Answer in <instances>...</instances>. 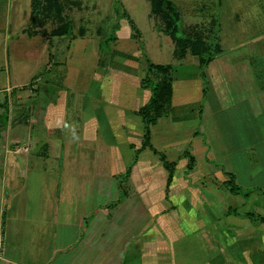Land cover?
Returning <instances> with one entry per match:
<instances>
[{"label": "crops", "instance_id": "crops-1", "mask_svg": "<svg viewBox=\"0 0 264 264\" xmlns=\"http://www.w3.org/2000/svg\"><path fill=\"white\" fill-rule=\"evenodd\" d=\"M171 1L181 20L180 10ZM252 1L256 4V15L248 26L256 35L257 28H262L255 47L258 57L264 58V49L259 45V38L264 37V0ZM96 2L91 9L98 6ZM148 6L147 17L158 19L160 30L169 37L163 30L161 19L152 13L150 0ZM87 9H81L75 0H0V264H109L106 259L110 249L105 246L103 238L104 225L112 213L106 209V199L110 198L104 195V186L107 180L119 175L128 183L126 197L138 196L148 215L137 231L134 222H116L117 239L110 247L122 251L119 264H264V148L259 150L264 135L258 126L264 124V84L256 86L254 104L243 100L247 112L245 126L249 123L245 133L248 138L257 136L255 143L245 142L243 145L242 160L249 163V168H244V175L247 180H259L249 185L237 181L245 185L239 193H231L229 187L225 189L220 185L228 195L225 196L226 204L218 212L217 187L213 185L210 187L215 189L204 190L200 182L203 174L192 169L193 154H187V159L180 158L181 164L185 165L182 175L175 173L177 161H167L164 153L160 155L163 159L158 156L160 164L139 157V151L146 147L137 151L143 133L138 110L148 100L150 90L141 86L143 75H137L136 63L131 61L128 65L121 61L133 59L132 54L120 58L124 52L111 50L106 55V64L99 63L100 38L104 29L97 25L95 36L99 39L89 43H94L98 72L83 98L81 111L84 118L80 135L93 142L99 136L104 144L109 145L107 173L104 148H97L90 154L97 155L96 159L87 158L85 149H80L76 156L71 149H66L65 160L59 166L50 162L35 164L34 161L42 157L56 161L58 154H62V148H59L62 142L39 126L43 124L49 129L63 126L67 93L59 90L56 101L49 100L44 107L37 102L31 111L25 101L29 94L26 92H34L40 81L53 80L49 75L51 71L57 72L60 64H67L72 40L77 35L85 36L86 25L80 12ZM234 13L236 25L229 26L227 35L233 34V28H237L242 19L239 10ZM126 21L127 24L122 26L117 23L111 37L114 41L122 35L132 38L128 19ZM211 21L181 26L179 34L190 36L194 43L201 37L217 44L219 52L215 53V58L223 52V47L215 28L216 19ZM75 24L78 26L76 30ZM136 27L140 38L141 31ZM174 49L173 44V57L187 60L190 57L191 62L187 65L191 64L193 68V72H186L182 69L185 66L179 65L180 68H176L180 70L178 73L187 80L199 78L198 56L187 53L178 58L174 56ZM248 56L250 64L252 57L258 59L256 55ZM263 70L262 65L258 67V74ZM44 73L49 76L44 77ZM175 79L172 74L169 109L165 115L157 117L150 128L162 117L174 114L180 120L188 107L192 110L201 105L202 83L194 88L182 83L184 86L177 90ZM126 116L138 118L142 128H130L124 120ZM26 125L29 129L37 126V133H26ZM41 138L45 139V148L30 150ZM254 146V158L258 160L256 169L249 161L254 163L253 154L249 153ZM30 155L33 159L29 158ZM55 167L61 170V184L58 189H53V193L43 198L40 181L37 188L31 185L35 191L27 189L26 171L32 172L30 177L42 178ZM228 169L237 177V169ZM214 176H218L224 185L229 178L222 173Z\"/></svg>", "mask_w": 264, "mask_h": 264}, {"label": "rangeland", "instance_id": "rangeland-1", "mask_svg": "<svg viewBox=\"0 0 264 264\" xmlns=\"http://www.w3.org/2000/svg\"><path fill=\"white\" fill-rule=\"evenodd\" d=\"M75 1L80 5L81 9L88 7L87 11L82 10L80 12L83 17L82 22L86 25V28L84 27L86 29L85 36L80 37V35H77L72 40L66 60L67 64L58 65L60 67L57 68L58 71L53 70L54 72L51 71V74H49L53 77V80L48 82L40 81L37 83V88L34 92H26L29 94L25 101L27 107H31V111L37 102L44 107L49 100L56 101L59 90H65L67 93V106L63 126L52 129L45 128L43 124L39 126L46 134L51 133L57 137L58 142H62L61 146H59V148H62V154H58L56 161L54 159H43L42 157L34 161L35 164H48L50 162L59 166L65 160L66 149H71L75 156L80 153V149H85L87 151H83L87 153V158L96 159L97 155L90 154H93V150H97V148H104L105 173H107L109 145L104 144L99 136L98 140L93 142L86 140L80 135L82 119L84 118V116L82 117L84 112L82 113L81 111L84 105L83 98L86 97L85 93L90 88L89 83L93 80L95 73L98 72L95 65L97 57L93 51L94 43L92 45L89 42L99 39V37L95 36L96 26L99 25L104 29V34L100 38L101 52L98 55L101 60L99 63L106 64V55H109L111 50H117V52H124L120 58H127L125 56L128 54L135 56L133 59L127 58L121 61L128 65H130L131 61L136 63V71L139 76H145L148 73L150 78H161L160 74L147 72V61L156 64H171L174 69L173 72L171 71V75L173 74L176 77L174 85L177 90L180 86H184L181 85L182 83H188L191 88H194V85L201 82L202 87H205L199 107L192 110H190L192 107H188L185 110L186 115L180 120L176 115L172 114L158 119L157 124L153 127L151 126L152 137L150 146L139 151V157L159 162L160 164L158 156L161 159L163 155H160L164 153L167 161H177L178 167L175 168V173L176 175H182L185 172V165L181 164L180 158L186 157L187 159V154H193L192 169L200 170V173L203 174L200 182L204 190L215 189V187H210L213 185L217 187L218 196H216L218 200L216 201H218V212L226 204L225 196L226 194L228 195V191L225 190V187L230 185L227 182L225 185L221 184L220 178H217L218 176H214V174L220 175L222 173L228 177L230 176L229 174H232L234 183L237 186L239 185L241 191H243L242 187L245 185L243 186L237 181L247 185L249 183H257L259 178H254V180L245 178L244 168L248 167L249 163L245 164L242 160L244 143L250 144L257 141L256 135L248 138L247 133H245L249 129V123L245 126L244 120H246L247 112L243 100H248L251 105L254 104V95L257 93L255 90L256 86L264 84V70L262 74H258V67L261 65L264 67V58L262 56L258 57L256 53L257 36L263 30L262 28L259 30L257 28L256 35L252 27L248 26L251 20L254 21L255 19V2L252 0H219L215 3L212 2L213 0H173L181 13L179 33L181 26L193 23L207 24L211 19L215 18V28H217V35L223 47V52L218 54L203 69V76L199 74L200 70L198 68L199 78L194 79L192 77L187 80L186 76L182 77L178 73L180 70H176V68L178 69L180 68L179 65H182L185 66L182 68L184 71L193 72L191 64L187 65L191 62V59H189L190 57L188 60L173 57V44L169 37L160 30L159 20L147 17L148 0ZM95 2L98 6L95 9H91ZM236 10L240 11L242 19L238 21L237 28H233V34L227 35L225 33L229 32V26L236 25V22H233ZM74 13L76 12L74 11ZM128 18L135 21L141 31V37L129 38L122 35L118 40L114 41L111 37L115 33L116 27H118L116 26L117 23H120L121 26L127 24L126 20ZM76 27H78L77 24H75L74 30L77 29ZM239 29L241 30L238 33ZM259 40L261 42L259 45L264 49V37L261 36ZM86 42H88V45H86ZM141 46L142 50L140 49ZM141 51H143V54ZM254 53L258 59L252 57V64H250L251 58L248 55L252 54V56H255ZM44 74L46 78L49 76L48 73ZM211 99L212 102L210 103L209 100ZM254 110L256 111V108ZM191 112L192 114H190ZM28 113L26 111V114ZM124 120L127 121L130 128H142V122L138 118L126 116ZM260 125L258 124L264 135V124L261 123ZM25 129L26 133H37L38 131L37 126L29 129L28 125H26ZM45 146V139L41 138L40 141L34 142L30 150L34 148L42 150ZM260 148H264V138L262 147L259 146V150ZM254 149L255 146L252 151L251 149L249 150V153L253 154L254 163L251 160L249 161L250 166L256 169L258 160L254 158V156L256 157ZM98 157L101 158V156ZM29 158L33 159V155H30ZM228 167L237 169V177L233 172L229 171ZM55 168L53 171H47L42 178L30 177L32 172L26 171V183L29 187L27 189L35 191L33 188L31 189V185L37 188V184L40 181L39 184H41L44 192L43 198L49 196L54 192L53 189H58V184H61V170L59 167ZM189 170L187 169V171ZM107 181L104 186V195L106 198H110L106 199V209L112 213V216L109 220H106L104 225L103 241L106 244L105 246L110 249L106 262L119 264L122 251L110 247L114 245L113 242L117 239V236H115L118 230L115 226L116 222L122 221L128 224H133L134 222V227L137 231L148 219V215L138 196L131 194L126 197L129 187L122 175ZM220 185L224 186L225 189ZM34 193L32 192V195Z\"/></svg>", "mask_w": 264, "mask_h": 264}, {"label": "trees", "instance_id": "trees-1", "mask_svg": "<svg viewBox=\"0 0 264 264\" xmlns=\"http://www.w3.org/2000/svg\"><path fill=\"white\" fill-rule=\"evenodd\" d=\"M152 5V13L157 15L162 23L163 30L171 38L175 49L174 56L183 57L190 53L198 56V62L201 76L204 75L203 69L214 59L215 53L219 52V46L209 40L204 41L198 37V42L194 43L190 36L179 34L180 14L175 4L171 0H150ZM131 28V36L138 37L139 31L136 25L128 18ZM172 65L156 64L147 61V72H155L161 75L159 79L150 78L148 73L140 80V84L144 88L150 90V96L138 110L142 117L143 133L142 142L137 149H143L150 146V125L154 124L157 117L165 115L171 104L172 95ZM205 87H203L204 92ZM163 159V157H161ZM228 185L231 193H239L241 188L233 181V175L229 174Z\"/></svg>", "mask_w": 264, "mask_h": 264}, {"label": "built area", "instance_id": "built-area-1", "mask_svg": "<svg viewBox=\"0 0 264 264\" xmlns=\"http://www.w3.org/2000/svg\"><path fill=\"white\" fill-rule=\"evenodd\" d=\"M1 252H2V239L0 237V256H1Z\"/></svg>", "mask_w": 264, "mask_h": 264}]
</instances>
